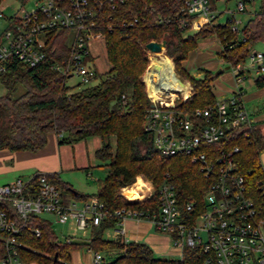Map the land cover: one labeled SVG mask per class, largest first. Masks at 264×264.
Segmentation results:
<instances>
[{"label":"trees","instance_id":"16d2710c","mask_svg":"<svg viewBox=\"0 0 264 264\" xmlns=\"http://www.w3.org/2000/svg\"><path fill=\"white\" fill-rule=\"evenodd\" d=\"M181 2L122 0L112 7H101L94 29L102 33L109 68L101 76L96 72L94 83L78 89H70L66 77L52 68L69 53L72 30L67 27L47 32L44 56L36 64L27 65L13 56L1 62L0 83L4 92L0 94V149L37 150L44 145L48 132L57 135L58 143L96 136L98 146L92 155L106 167L93 194L103 202L106 214L89 227L88 237L82 242L58 239L48 218L32 213L19 217L10 205L0 201V206L18 226L16 240L21 259L35 264H68L70 250L83 245L92 251H116L112 259L100 264H199L201 251L196 246H183L181 257L172 259L153 255L143 242L103 235L105 228L113 227L118 221L111 213L113 209H155L156 189L163 181L173 184L179 200L193 201L194 211L203 207V193L210 184L209 175H204L189 155L158 156L150 134L142 127L148 104L140 77L147 64L144 43L165 40L164 52L170 56L174 70L190 85L189 94L184 100H177L175 106L190 113L216 100L211 91L214 75L210 71L204 69L201 76L191 77L179 64L198 39L215 35L220 43L216 55L231 68L243 61L255 42H264L263 0H259L258 7L237 30L230 29L229 18L217 23L214 16L192 30L189 17L180 10ZM209 2L213 7L212 0ZM132 17L138 19L137 23L127 24ZM183 19L186 24L181 26ZM16 84L23 90L13 96ZM252 84L264 88V73L255 74ZM207 147L236 148L231 153L234 171L242 177L245 194L263 207L264 174L258 155L264 148V128L257 124L239 125L226 130L219 141ZM38 174L35 172L28 179L32 188ZM42 174L59 193L65 191L74 198L83 197L55 173ZM137 175L153 184L154 195L145 201L125 199L117 193L120 186L131 183ZM2 254L0 240V257Z\"/></svg>","mask_w":264,"mask_h":264},{"label":"built area","instance_id":"2783aa9c","mask_svg":"<svg viewBox=\"0 0 264 264\" xmlns=\"http://www.w3.org/2000/svg\"><path fill=\"white\" fill-rule=\"evenodd\" d=\"M121 1L33 0L30 8L20 6L8 15L3 13L4 7L0 5V21L3 20L0 27V70L3 69L1 62L9 56L30 66L36 64L44 56L47 32L53 28L67 27L72 30L69 53L65 59L54 63L52 68L66 78L75 76L78 82L90 84L92 79H96V70L91 64L87 42L93 37L102 36L101 31L94 29L97 13L101 7H112ZM253 1L236 0L234 11H244L246 2ZM180 10L189 17L190 28L194 29L214 16L209 0H182ZM229 19L230 29L237 30L235 24L238 19ZM137 21L136 17H132L126 23L134 24ZM180 24L184 26L186 19L181 20ZM143 48L150 55L141 76L148 101L142 127L150 134L158 156L173 153L189 155L190 161L197 163L204 175H209L210 184L203 193V207L199 210L194 211L193 201L179 200L169 181L158 185L155 209H113L111 213L118 218L111 227L113 239L121 234L120 225L125 217L146 218L156 231L165 233L171 245L178 248L177 258L181 257L182 248L186 245L199 247V264H264V206L257 205L244 192L242 177L234 171L231 157L236 148L207 147L219 141L226 130L250 124L238 85L249 69L255 74L264 73V54L247 52L248 65L239 63L231 68L237 87L235 92L188 113L176 108L175 102L178 98L184 100L189 94V83L176 75L163 47L160 53L151 52L144 45ZM152 57L169 60L177 86L158 87V66H153L154 72L148 70ZM28 179L14 178L0 184V201L10 205L19 217L27 213H48L56 222L68 221L75 230L96 225L106 214L103 202L95 195L76 205L73 200L64 202L58 188L41 172L34 188L28 184ZM145 186L144 183L135 186L133 197L124 194V187L118 193L126 199L145 201L154 195L153 187ZM18 231L15 220L0 206V240L3 245L0 264H33L18 256ZM68 240L67 235L65 241ZM101 262V254L92 251L91 263Z\"/></svg>","mask_w":264,"mask_h":264},{"label":"rangeland","instance_id":"374dc122","mask_svg":"<svg viewBox=\"0 0 264 264\" xmlns=\"http://www.w3.org/2000/svg\"><path fill=\"white\" fill-rule=\"evenodd\" d=\"M32 2L33 0H0V5L4 7L3 13L5 15H8L14 12V10L19 8L20 6H22L25 9L30 8ZM235 2L236 0H212L214 7L213 8L214 21L217 23H223L225 19L233 17L234 19H238V22L235 24V26L237 27V29H239L243 25L247 17L251 14V12L255 8H257L258 5L260 4L259 0H254L253 2L250 3L246 2L244 11H234ZM2 22L3 20L0 21V27H2L1 26ZM191 29L193 30L194 28ZM87 48L89 53L91 54V58H92L91 64L93 65L99 76H101L103 72H105L109 68V63L105 57V50H104L102 36H96L89 39L87 42ZM219 48H220V43L215 35L206 36L204 38L198 39L195 43V46L190 50H188L185 58L179 62L180 67L186 72L188 76L191 77L201 76V73L204 71V69L210 71L211 74L214 75L211 81V91L216 99L227 97L233 91L235 92L237 89L232 76L231 67L226 66L225 62L216 55V51ZM256 51L260 52L261 54H264V42L262 41L255 42L249 48L248 53H252ZM157 52L160 53L162 51L159 50ZM164 54L166 53L164 52ZM149 55H150L149 53L146 54V56ZM168 57L170 58V56ZM240 63L242 66L248 65L249 63L248 54L245 55L243 61ZM143 71L140 77L142 76ZM174 72L180 79L186 80L188 82V80L185 77L180 75L175 70ZM254 76L255 73L253 72L252 69H249L247 72H245V77L243 78V85L246 86L247 84H249L250 87L247 89L245 88L243 90V93L246 94V99L250 106L253 105L262 106V104H264L263 103L264 95H260V97H256L252 91L261 89L262 93H264V89L253 86L252 79ZM96 79H92L90 81V84L94 83ZM65 83L66 85L71 86L70 89L72 90L85 86V84L78 82V79L75 76L67 77ZM241 84H239L238 86H240ZM242 86L241 88H243ZM22 90L23 88L19 84H16L15 89L12 91V95L15 96L19 94ZM3 92H4V88L0 83V94ZM177 100H179V98ZM76 143L80 145V149L79 150L76 149L74 151L73 147L74 144ZM60 144L67 145L65 155L68 154L73 155L76 164H80L81 162L84 163L87 162L85 168L66 170L64 171L63 176H68L69 178L74 180L72 181V183L75 185H80L82 187L89 185V188L92 187L94 188L97 180L101 179L106 173V167L100 164L101 162L96 160L92 155V151L94 150V148L98 146V138L96 136H88L86 138L77 139L71 142H61ZM21 179H25V178L22 177ZM140 181H143L144 185H146L147 188H149V186L153 187V184L149 180H146L142 176L137 175L134 177L131 183L120 186L117 190V193L121 187H126L127 185L129 186L131 184H132L131 187H134L135 185H137V183L139 184ZM134 182H136V184ZM67 197L68 196L66 195L65 191L60 192V198L62 200L64 198L67 199ZM122 197L124 198V196ZM76 205H79L78 201H76ZM40 215L48 218L51 221L52 229L58 239H62L65 241V238L68 235L69 240L65 242H69L72 240L76 242H82L86 240V238L88 237L89 227H85L84 229L76 228L75 230H73L72 229L73 226L68 221L59 223L53 220V216H51V214L41 213ZM110 231L111 228H105L103 230V235L104 236L108 235ZM71 250H70L71 257L68 261V264H76L78 260L80 261L81 264H88L89 254L88 251H86V246L82 245L77 248H73ZM90 251L92 253V250ZM98 252L100 254H103V250H98ZM27 261H30L33 264H35L34 261L31 260H27Z\"/></svg>","mask_w":264,"mask_h":264},{"label":"crops","instance_id":"0c3cea01","mask_svg":"<svg viewBox=\"0 0 264 264\" xmlns=\"http://www.w3.org/2000/svg\"><path fill=\"white\" fill-rule=\"evenodd\" d=\"M213 5V3H212ZM212 11L214 7H211ZM214 15V13H213ZM242 84L239 86L242 94L240 95L243 107L247 113L250 124H257L261 129L264 128V104L250 106L246 99V94L243 90L249 88L250 85L246 86ZM241 86L243 88H241ZM254 86V85H253ZM258 88V87H257ZM264 89V88H262ZM253 94L256 97L264 95L261 89L253 90ZM264 103V102H263ZM86 138V137H85ZM67 145L58 143V137L53 132L46 134L44 145L34 151L29 150H14L10 151L6 148L0 149V184L6 183L14 178H29L35 172L41 173H55L62 181L68 183L70 188L77 192L83 197L74 198L68 193L67 199H63L64 202L73 200L81 204L88 197L92 196L95 192L96 185L93 188H89V185L82 187L72 183L71 178L63 176L64 171L72 169L85 168L87 162H81L76 164L73 155H65ZM80 149L78 143L74 144L73 150ZM262 171L264 174V148L259 152L258 155ZM52 216V215H51ZM120 228L122 230L119 238L123 241H140L145 243L151 250L152 254L164 258L176 259L178 257V248L171 245L169 237L165 233L156 231L149 220L146 218L135 219L132 217H125L121 221ZM105 237L113 239L112 230ZM72 251V250H71ZM70 251V257H71ZM88 251V264L91 263V251L86 247ZM116 254L115 250L106 249L101 254L102 261H108L112 259ZM76 264H81L78 260Z\"/></svg>","mask_w":264,"mask_h":264},{"label":"bare ground","instance_id":"6f19581e","mask_svg":"<svg viewBox=\"0 0 264 264\" xmlns=\"http://www.w3.org/2000/svg\"><path fill=\"white\" fill-rule=\"evenodd\" d=\"M157 65L158 66V76H159V85L158 87L160 88H168V87H174L177 86L176 80L171 72L170 69V62L167 58L165 57H160V58H154L152 57V61L149 64V71L150 72H154L153 66ZM179 84V83H178ZM136 184V183H135ZM132 185V184H131ZM131 185L124 187L122 189V191L124 192V194L128 197H133L134 194V188L137 185H143L142 182H140L139 184L137 183V185H135L134 187H131ZM134 185V184H133ZM131 195V196H130Z\"/></svg>","mask_w":264,"mask_h":264},{"label":"water","instance_id":"95a60500","mask_svg":"<svg viewBox=\"0 0 264 264\" xmlns=\"http://www.w3.org/2000/svg\"><path fill=\"white\" fill-rule=\"evenodd\" d=\"M165 44V40L164 39H160V40H149L147 42L144 43V47L151 51V52H157L160 50L161 47H164ZM54 258V255H53Z\"/></svg>","mask_w":264,"mask_h":264}]
</instances>
